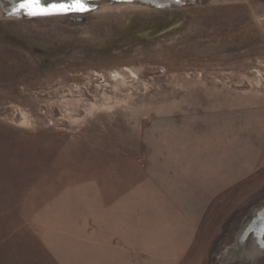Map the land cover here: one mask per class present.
Here are the masks:
<instances>
[{
	"label": "rangeland",
	"instance_id": "374dc122",
	"mask_svg": "<svg viewBox=\"0 0 264 264\" xmlns=\"http://www.w3.org/2000/svg\"><path fill=\"white\" fill-rule=\"evenodd\" d=\"M19 3L0 0V264H264V0Z\"/></svg>",
	"mask_w": 264,
	"mask_h": 264
},
{
	"label": "snow or ice",
	"instance_id": "6c2138e0",
	"mask_svg": "<svg viewBox=\"0 0 264 264\" xmlns=\"http://www.w3.org/2000/svg\"><path fill=\"white\" fill-rule=\"evenodd\" d=\"M92 9L88 0H50L46 5L43 0H20L16 12H23L27 16H52L69 13H87Z\"/></svg>",
	"mask_w": 264,
	"mask_h": 264
},
{
	"label": "crops",
	"instance_id": "0c3cea01",
	"mask_svg": "<svg viewBox=\"0 0 264 264\" xmlns=\"http://www.w3.org/2000/svg\"><path fill=\"white\" fill-rule=\"evenodd\" d=\"M167 171H169L168 169H166V168H163V170H162V168H160V171L158 172V173H156V172H154V173H149L150 175L149 176H151L152 178H154L155 179V181L156 182H159L160 183V181H161V176H162V174L165 172H167ZM164 173V174H165ZM248 173V172H247ZM146 176V175H145ZM147 177V176H146ZM229 183L227 182L223 187H221V186H219V187H217L216 188V192H215V194L217 193V191L218 190H220V189H222V188H224L225 186H227ZM200 209H203V207L202 208H200ZM204 213V212H203ZM202 212H199V213H197V214H195L194 216H193V221H192V224L190 225V227L188 228V234H189V240L190 241H188V246L190 245V244H192V241H193V234H195V229H196V227L198 226V224H199V221H200V219H201V217L203 216L202 214H203ZM108 228H110L111 229V227H108ZM114 240H117V239H114ZM134 244H136V243H134ZM126 247V246H125ZM128 248H133L136 252H138V253H136V258H138L139 260H140V257H141V255L142 254H146V252H148V251H151L150 250V248H148L147 246H137V245H130V244H128V246H127ZM126 247V248H127ZM110 248V247H109ZM135 258H130V260H134ZM138 264V263H137Z\"/></svg>",
	"mask_w": 264,
	"mask_h": 264
},
{
	"label": "bare ground",
	"instance_id": "6f19581e",
	"mask_svg": "<svg viewBox=\"0 0 264 264\" xmlns=\"http://www.w3.org/2000/svg\"><path fill=\"white\" fill-rule=\"evenodd\" d=\"M238 252V250H236V253ZM233 256H236L235 254H231L230 257L233 258Z\"/></svg>",
	"mask_w": 264,
	"mask_h": 264
}]
</instances>
